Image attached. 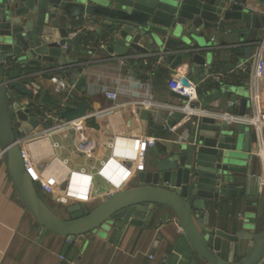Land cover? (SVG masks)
<instances>
[{
  "label": "water",
  "instance_id": "obj_1",
  "mask_svg": "<svg viewBox=\"0 0 264 264\" xmlns=\"http://www.w3.org/2000/svg\"><path fill=\"white\" fill-rule=\"evenodd\" d=\"M246 1L0 0V154L21 202L43 228L66 235L65 249L70 241L94 230L102 236L109 232V241H114L124 225L147 224L157 205L162 204L176 214L195 250L209 264L264 263V229L253 232L250 226L243 225L235 233H228L209 227L208 212L200 211L204 199L245 192L246 163L250 152L264 149V126L258 130L241 121L231 122L229 117L219 119L217 111L204 114L195 138L176 143L169 139L168 154L146 162L133 185L115 190L94 207L85 201L64 204L62 209L67 213L62 215L51 208L49 196L37 191L21 153V142L33 135L34 127L53 125L28 110L31 100L23 106L19 95L16 97L11 92L31 94L33 84L27 67H39L42 62L52 67L56 59L75 88L84 89L86 76H77L82 65L67 56L82 39L81 31L70 34L80 18L105 27L106 37L110 39L108 53L152 51L171 72L178 64L187 62L194 68L196 84L206 77L205 70L211 69L209 62L221 48L219 44L227 46L220 33L235 36L233 44L225 49L249 67L256 59L254 51H258V44L264 40V13L250 10ZM258 1L264 4V0ZM256 81L259 92H264L263 60ZM210 83L215 84V80ZM219 84L214 89L206 83L198 88L204 92L203 108L228 93L230 101L238 99V114L252 110L249 81L242 85ZM170 92L180 101L186 98ZM87 110L86 103L80 100L75 105H65L59 114L66 120L81 119ZM184 114L175 108L166 123L173 125ZM162 127L160 123L152 124L147 131L157 134ZM237 182L242 183L239 189ZM247 214L253 216L252 212ZM240 239L248 242L244 255L236 261L223 258L222 240ZM75 251L76 247L71 254Z\"/></svg>",
  "mask_w": 264,
  "mask_h": 264
},
{
  "label": "crops",
  "instance_id": "obj_2",
  "mask_svg": "<svg viewBox=\"0 0 264 264\" xmlns=\"http://www.w3.org/2000/svg\"><path fill=\"white\" fill-rule=\"evenodd\" d=\"M245 5L250 10L264 13V4L258 0H247ZM78 31L82 32V39L67 56L77 59L78 64L82 65V72L77 76H86L85 87L80 90L74 88L65 105H75L80 100L86 103L88 110L86 116L81 118V133L94 139V151L98 161L109 153L108 143L115 132L156 137V143L147 148V163L168 154L166 143L169 139L173 140V143L191 139L193 130L188 122L178 125L176 132L164 128L170 107L181 103L167 87L166 80L172 74L167 65L161 63L151 75L144 74L141 58H154L152 51L126 55L108 53L106 47L110 44L109 38L106 47L98 46L100 40L107 39L105 27L100 26L98 22L89 23L84 18H80L70 34ZM219 36L227 41V46L235 41L233 35L220 33ZM219 46L221 48L209 62L211 69L205 70L206 77L197 84L198 100L194 105L196 111L202 112L201 114L217 111L219 119H235L239 115L238 99L232 100V105L227 106V103L232 101L229 94L224 93L222 98L213 100L208 108H203L204 92H199L198 88L205 83L211 85L210 81L214 77L210 75L215 71L228 74L222 79H214L212 89L218 87L220 82L242 85L255 73L256 67L261 60L264 61V57L259 55L249 67H237L239 61L236 55H229L225 49L227 46ZM254 52L256 55L257 52ZM123 59H127L129 63L123 62ZM229 65L233 67L230 69ZM177 67L180 69L181 79L187 78L193 82L196 75L194 68L187 62L178 64ZM26 72L31 74L29 80L33 84L32 93L21 95L13 90L12 94L16 97L19 95L23 106L31 100L32 103L27 105V108L34 115L42 116L46 111L55 110L62 99L60 93L54 92L56 79L62 78L71 83V77L59 61L56 59L52 67L46 62H42L39 67L29 65ZM251 80V104L254 102L253 105L264 119V92L260 93L257 83ZM104 88L119 90L117 100L113 102L109 99L104 94ZM251 112L252 110L248 109L245 114L250 115ZM49 122L54 125L51 120ZM157 123L163 127L158 129L157 134H149L148 128ZM31 132L33 135L21 142V149L31 159L36 172L42 178L52 179L57 186L68 176L70 169L83 167L93 174L92 197L85 201L90 207L101 202L111 191L110 186L96 175L94 167L98 162L90 160L88 153L77 154L72 151L71 141L73 137L78 138L71 128H45L39 124ZM120 144L123 145V142ZM120 148V145L114 147L115 155H119ZM63 158L68 160L66 164L62 162ZM248 158V168L244 174V193L220 194L215 199H204V207L200 211L208 212L209 227L221 228L228 233H235L243 225L250 226L253 232L264 229V183L259 178L264 176L263 149L253 150ZM112 164L113 162H110L107 168ZM251 173L256 175L251 177ZM104 174L116 186L119 185L118 179L106 168ZM79 177L78 172L73 174L67 190L70 196L83 199L87 190L78 186ZM134 180L135 178L130 179L123 187L133 185ZM237 185V189L242 187L240 182H237ZM36 188L42 196L51 198L50 205L56 213H67L50 195L40 191L37 185ZM248 212H252L253 216H249ZM193 220L195 223L194 216ZM196 225L202 232L203 228ZM108 236L109 232L102 236L97 230L90 231L80 239L70 241L65 249L66 235L43 228L21 202L2 155L0 156V264H209L195 250L187 233L177 221L176 214L162 204L157 205L147 224L124 225L114 241H109ZM222 242V257L229 261L241 258L248 246L247 240L243 239ZM74 247L76 251L71 254Z\"/></svg>",
  "mask_w": 264,
  "mask_h": 264
},
{
  "label": "built area",
  "instance_id": "obj_3",
  "mask_svg": "<svg viewBox=\"0 0 264 264\" xmlns=\"http://www.w3.org/2000/svg\"><path fill=\"white\" fill-rule=\"evenodd\" d=\"M107 39H102L98 42L99 47H106ZM264 51V40L261 41L258 44V51L256 56V59L259 55L262 57V53ZM125 63H129L127 59L122 60ZM262 61V60H261ZM141 63L144 68V74L151 75L154 71L155 67L161 64V57L156 56L152 59L149 58V56H144L141 58ZM261 63V62H260ZM259 63V64H260ZM244 60L241 61L237 67L244 66ZM258 64V66H259ZM258 66L255 69V73L249 77V79L257 83L256 78L258 75ZM180 69L176 66L172 70V74L168 77L166 80L167 87L170 91L177 92L186 98L181 101V103L175 104L168 114H172L173 109H179L181 111H184L185 114L175 121V124L168 125L167 130L176 132V128L178 125L182 123L188 122V124L191 126L192 137L191 139H194L198 132V124L200 122V117L204 114H201L199 111H196V105H194V102L198 100V92H197V84L193 81L188 80L187 83H183L181 81V74L179 73ZM228 72L224 71H215L213 72L210 77H214V79L219 80L227 76ZM247 78V80L250 82ZM75 84L66 82L64 79H56V87L54 92L60 93L62 95L60 108L57 110L52 111H46L42 114V117H44L45 120L52 121L54 129H69L71 128L73 130V133L76 132L75 136L78 138L76 139L73 137L71 141L72 151L75 153H88V157H90V160L97 161L96 167L94 169L96 170V175L108 185L111 188V191L108 192L107 196H109L112 192H114L117 189H120L124 186L125 183H127L130 179L135 178L136 175L140 170H144V167L146 165V155H147V148L150 146H153L157 138L154 136L149 135H131L128 133H122V132H115L112 133L111 139L108 143L109 153L104 157L101 158V160L98 161L96 158V152L94 151L95 141L93 138L85 137L83 133H81V125L82 120L81 119H72V120H66L65 118L61 117L59 114V111L65 106V102L69 99L71 92L74 90ZM104 94L111 99L113 102L117 100L119 96V90L116 88L114 89H107L104 88ZM233 103L228 102L227 106H231ZM254 104V102H253ZM251 104L252 106V112L250 115L243 114V115H237V117L234 119L233 117L230 118L231 122L235 121H241L244 123L252 125L254 128L260 130L264 124L263 118L260 116V111L256 109V107ZM186 137V136H185ZM187 141V140H184ZM120 142H123V145L120 144ZM120 145L121 152L119 155H115L113 149L116 146ZM264 151V149H263ZM23 161L26 171L30 174L32 181L35 183V185L38 186L40 191H43L44 193L50 195L53 199V201L60 206H64V204H68L70 202H76V201H88L92 197L93 189H92V180H93V174L84 170L83 167L80 169H70V173L67 177L64 178V180L59 183L57 186L54 184L52 179L50 178H42L38 172L35 170V166L33 165V162L26 153H23ZM1 156V155H0ZM63 163H67L68 160L66 158H63ZM113 162V164L107 168V165ZM107 169L114 175L118 181L119 185L116 186L111 179L104 174V169ZM75 172H78L80 174L78 182V186L80 188H83L87 190L86 197L83 199L81 198H74L69 195L68 193V186L70 184V180ZM251 177L255 176L256 174L251 173L249 174ZM261 182L264 183V176H259ZM65 182V185H64ZM64 185V187H62ZM262 260H264V255L262 256Z\"/></svg>",
  "mask_w": 264,
  "mask_h": 264
},
{
  "label": "trees",
  "instance_id": "obj_4",
  "mask_svg": "<svg viewBox=\"0 0 264 264\" xmlns=\"http://www.w3.org/2000/svg\"><path fill=\"white\" fill-rule=\"evenodd\" d=\"M159 70V69H158ZM60 104H61V102H58V107L57 108H55V109H59L60 108Z\"/></svg>",
  "mask_w": 264,
  "mask_h": 264
}]
</instances>
